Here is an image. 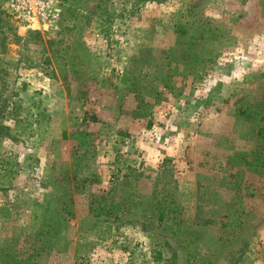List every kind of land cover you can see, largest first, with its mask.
I'll use <instances>...</instances> for the list:
<instances>
[{"label":"rangeland","instance_id":"obj_1","mask_svg":"<svg viewBox=\"0 0 264 264\" xmlns=\"http://www.w3.org/2000/svg\"><path fill=\"white\" fill-rule=\"evenodd\" d=\"M62 3L44 32L0 0V264H264V175L240 158L260 123L234 114L264 92V0ZM165 183L189 251L152 208Z\"/></svg>","mask_w":264,"mask_h":264},{"label":"trees","instance_id":"obj_2","mask_svg":"<svg viewBox=\"0 0 264 264\" xmlns=\"http://www.w3.org/2000/svg\"><path fill=\"white\" fill-rule=\"evenodd\" d=\"M132 81L133 77L124 73L120 78L121 89L134 92ZM139 106L140 105L137 106L136 115L138 118H144L146 113L140 108L141 106ZM234 114L242 118L244 121H259L260 123V126L256 130V142L253 149L248 157L245 158L241 156L240 158L242 159L245 169L264 175V92L253 103L244 102L238 104L235 107ZM129 170L133 171L131 168ZM140 176L141 174L135 173L134 180L137 181ZM125 186L133 188L135 183H125ZM168 186L169 185L165 183L162 191L158 193L160 194V197H156L155 201L152 203V208L157 214V221L161 226V230L173 239L180 238V245L182 248L189 251V249L193 247L194 242L192 243L190 240L182 239V233L179 226V213L181 207L172 199V192L167 188ZM234 186L235 185H233V187ZM132 196L133 193H130L127 199L120 197L117 201L113 199L107 201L95 198L94 203L91 204L89 209L90 214L94 218L104 217L116 219L121 213L129 211L130 207L136 203V199L133 200ZM240 226L241 223L237 220L235 227L238 228ZM155 254L153 260L159 261L161 259V253L156 252ZM194 257V254L187 252L186 264H192Z\"/></svg>","mask_w":264,"mask_h":264},{"label":"built area","instance_id":"obj_3","mask_svg":"<svg viewBox=\"0 0 264 264\" xmlns=\"http://www.w3.org/2000/svg\"><path fill=\"white\" fill-rule=\"evenodd\" d=\"M9 14L26 28L44 32L58 29L62 0H7Z\"/></svg>","mask_w":264,"mask_h":264}]
</instances>
